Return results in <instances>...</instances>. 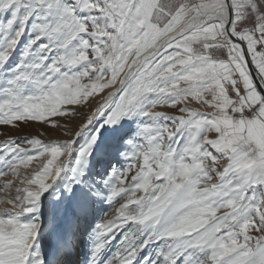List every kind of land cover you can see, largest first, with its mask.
<instances>
[{"label": "snow or ice", "instance_id": "1", "mask_svg": "<svg viewBox=\"0 0 264 264\" xmlns=\"http://www.w3.org/2000/svg\"><path fill=\"white\" fill-rule=\"evenodd\" d=\"M0 136V264H264V0H0Z\"/></svg>", "mask_w": 264, "mask_h": 264}, {"label": "rangeland", "instance_id": "2", "mask_svg": "<svg viewBox=\"0 0 264 264\" xmlns=\"http://www.w3.org/2000/svg\"><path fill=\"white\" fill-rule=\"evenodd\" d=\"M95 102H93L94 104ZM204 110V109H201ZM82 111H87V109H82ZM79 118H77L78 120ZM75 121L69 122V123H74ZM13 136H19V137H24V136H37L41 131L47 132V135L41 136L40 138L47 141L50 139H56L60 138L63 139L64 137L62 136L61 133H54L50 129H48L46 126L42 127L37 123H33L30 126H21L19 130L16 129H7ZM4 137L0 136V140H3ZM22 172L24 171L23 169L21 170ZM3 179V178H0ZM0 195H3V193H0Z\"/></svg>", "mask_w": 264, "mask_h": 264}]
</instances>
